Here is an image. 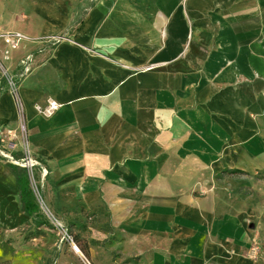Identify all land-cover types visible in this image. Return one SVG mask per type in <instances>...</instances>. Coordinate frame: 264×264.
Here are the masks:
<instances>
[{
    "label": "crops",
    "instance_id": "0c3cea01",
    "mask_svg": "<svg viewBox=\"0 0 264 264\" xmlns=\"http://www.w3.org/2000/svg\"><path fill=\"white\" fill-rule=\"evenodd\" d=\"M261 28L264 0H0V34L23 35L3 62L18 80L32 152L59 186L110 204L125 256L264 264V236L252 258L260 229H245L227 196L178 194L209 181L201 172L219 170L235 124L247 129L264 107ZM6 47L0 38V57ZM27 55L30 71L18 77ZM47 98L60 106L44 117L33 105ZM16 117L0 80V129ZM3 160L0 210L27 215ZM140 186L155 193L122 195ZM135 202L148 204L145 214Z\"/></svg>",
    "mask_w": 264,
    "mask_h": 264
},
{
    "label": "rangeland",
    "instance_id": "374dc122",
    "mask_svg": "<svg viewBox=\"0 0 264 264\" xmlns=\"http://www.w3.org/2000/svg\"><path fill=\"white\" fill-rule=\"evenodd\" d=\"M262 35L253 41H259L263 50ZM251 116L256 119L247 129L235 124L237 135L229 139L226 153H220L219 170L201 172L202 179L209 181L203 187H183L178 194L207 196L215 189L227 196L244 228L251 232L260 229L255 232L260 237L251 245L256 247L255 253L250 252L255 258L264 236V107ZM15 123L3 127H15ZM29 142L31 146L30 137ZM59 177L55 172L46 174L40 186L43 202L36 214L23 215L14 204L0 210V264H140V256H125L118 245L122 237L111 219L110 204L99 197L85 198L87 188L59 186ZM215 179L218 187H212ZM153 193L152 188L140 186L124 188L122 195L141 198ZM147 205L135 202L130 207L145 214Z\"/></svg>",
    "mask_w": 264,
    "mask_h": 264
},
{
    "label": "built area",
    "instance_id": "2783aa9c",
    "mask_svg": "<svg viewBox=\"0 0 264 264\" xmlns=\"http://www.w3.org/2000/svg\"><path fill=\"white\" fill-rule=\"evenodd\" d=\"M0 38H4L7 42V47L3 51V57H0V80L4 81L6 90L12 96L17 116L15 127L5 126L0 129V156L7 163L24 169L28 178L29 188L36 202L42 206L43 198L40 186L43 184L47 170L32 152L29 142L25 109L18 93V80L15 75L8 71L3 62V59L8 57L9 50L19 46L23 35L19 32H6L0 34ZM31 61V55H27L20 60V74L18 77L24 76L30 71ZM59 106L60 103L55 99L47 98L43 104L35 103L33 108L36 113L44 117H49ZM73 246L74 249L78 250L75 245Z\"/></svg>",
    "mask_w": 264,
    "mask_h": 264
},
{
    "label": "trees",
    "instance_id": "16d2710c",
    "mask_svg": "<svg viewBox=\"0 0 264 264\" xmlns=\"http://www.w3.org/2000/svg\"><path fill=\"white\" fill-rule=\"evenodd\" d=\"M1 82L2 84H4L3 80H1ZM0 158L2 157L0 156ZM8 165L10 166L13 174L16 177V181L19 189L21 210L29 216L36 214L39 211V205L36 202L31 189L29 188L28 178L27 175L25 174L24 169L12 164H8Z\"/></svg>",
    "mask_w": 264,
    "mask_h": 264
}]
</instances>
